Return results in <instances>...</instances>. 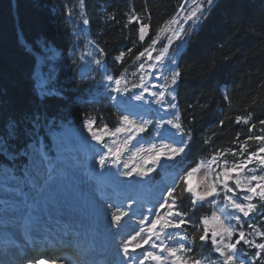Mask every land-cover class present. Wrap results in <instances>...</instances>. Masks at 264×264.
I'll return each mask as SVG.
<instances>
[{
	"label": "trees",
	"instance_id": "trees-1",
	"mask_svg": "<svg viewBox=\"0 0 264 264\" xmlns=\"http://www.w3.org/2000/svg\"><path fill=\"white\" fill-rule=\"evenodd\" d=\"M72 0H0V98L6 103L0 107V133L7 119L12 116L21 121L34 113L48 116L63 113L70 130H80L89 118L94 119L92 131H114L120 124L122 113L106 97L88 99L90 86L76 77L74 70L61 69L49 88L66 95L67 100L40 98L36 89L35 70L37 55L42 46L55 48L61 55H68L77 48L74 28L67 17L66 4ZM183 0H85L83 10L90 19L87 25L89 39L97 48L109 75L119 78L139 57L145 48L150 49L151 39L160 36L178 11ZM135 12L141 23L148 24L143 41L139 40V23L130 22L128 16ZM114 17V19H113ZM163 44L160 45V48ZM131 49V52L128 50ZM124 53L122 59L116 57ZM176 71L180 77L176 84L175 103L185 139L191 140L182 154L184 174L193 167L210 162L214 154L225 167L248 153H241L240 145L249 136L264 135V0H216L208 20L185 43L178 56ZM227 97V99L225 98ZM237 117L241 122L237 123ZM249 123H243V120ZM223 121V123H221ZM255 128L249 132V128ZM51 146V140L45 137ZM104 139L100 140L101 146ZM22 146L23 137L15 141ZM251 145L248 152L259 145ZM235 153L236 155H233ZM0 161H4L0 157ZM6 163V161H4ZM253 163L247 166H253ZM161 174H156L159 178ZM177 193L184 187L179 179ZM223 196V194H221ZM169 199H171L169 197ZM191 194L183 193L177 201L179 210L187 213L181 230L188 237V247L183 257L188 264L199 259L201 264L222 262L214 249L212 234L206 240L202 220L211 214L206 203H191ZM257 202V201H254ZM259 210V209H258ZM254 227H249V224ZM235 230L232 240L243 230L246 239L263 243L264 215H240L232 223ZM195 237V242L190 243ZM238 253L249 257L254 247L238 245Z\"/></svg>",
	"mask_w": 264,
	"mask_h": 264
},
{
	"label": "snow or ice",
	"instance_id": "snow-or-ice-1",
	"mask_svg": "<svg viewBox=\"0 0 264 264\" xmlns=\"http://www.w3.org/2000/svg\"><path fill=\"white\" fill-rule=\"evenodd\" d=\"M85 0H78V4H66L67 17L69 19H75L76 16L84 17L81 23L85 26L90 24V19L87 18V14L83 10V5ZM216 5V0H193V7L186 11L184 16L181 18L173 19L168 21L169 24H176L178 27L172 31L171 37L181 41V44L186 43L189 38L198 33L200 26H202L211 15L212 9ZM179 16V14H178ZM114 19V17H113ZM130 22L139 23V40L143 41L148 32V24L141 23L140 17L132 12L128 16ZM191 21V23H189ZM187 25V28L185 27ZM163 31V28L160 29ZM159 37H153L151 39V46L157 44ZM173 40L169 38L168 44L164 45L160 54L156 56L157 61L164 59L165 55L169 51ZM91 44V42H89ZM92 51H85L80 57H76L73 52L69 51L68 58L73 64L79 61L89 60L94 62L96 65H101L102 60L99 58L103 55V49L97 48L95 44H91ZM45 53L52 52L53 55H48L42 57L37 61L35 78H36V89L38 96L40 98H58L60 100H67L64 93L57 91L55 88H49L48 86L56 79V68L54 64L48 65V73L41 72L42 66L45 61L55 62L58 59L56 54V49L50 46L42 47ZM154 50V49H153ZM131 52V49L128 50ZM145 52L148 54V59H152V52L148 48L140 52V56H144ZM124 53L116 57L117 60L122 59ZM139 59V57H137ZM173 64L176 63L175 60L172 61ZM141 68L144 67L143 64L140 65ZM180 77V72L174 70V74L171 79V84L176 85ZM109 81L113 80L112 76L107 77ZM115 87L112 91L116 93H127L130 92L126 85L121 87V80L116 79L114 81ZM141 88L143 91H148L144 83L141 82L139 85L133 84L132 88ZM155 87V85H153ZM153 98L155 103L164 104L165 92L157 91L149 93ZM136 101H142L144 96L142 94H135L131 97ZM227 99V97H225ZM113 100L116 97H112ZM176 96L173 94L171 96V101H167L168 107L170 109H176L178 106L175 103ZM6 102L0 98V107H3ZM125 112L122 113V119L120 120L119 126L115 128L110 134L116 136L117 134H125V139L123 140L124 147L117 148L115 150L109 148V152L114 158L113 166L119 163L120 157L129 144L133 141H138V137L147 130V125L149 121L142 120L137 123L134 119H130L135 112V105L127 104L123 106ZM175 120H179V115L173 112ZM68 118L61 112L55 115L48 116L45 111L43 114L37 112L34 113L31 118L24 119V126L21 127V121L10 116L7 119L4 130L0 133V157L4 158V161H0V214L5 212L10 213H26L31 215L33 213H38L40 211H47L50 204L56 203L58 198L65 197L67 192V186L62 182H57L56 175L58 171H62V167H70L68 163L70 157L68 153L71 151L70 144V129L68 128ZM241 122V117H237V123ZM93 123L92 118H89L84 122L85 126L91 130V124ZM165 123L171 125L177 130V133L181 136L185 135L183 125L174 120H166ZM223 123V121H221ZM243 123H249V120L244 119ZM260 124L264 125V120H260ZM253 124L248 130L252 131L255 128ZM93 139L99 141L100 136H97L95 132H92ZM23 137L22 146L15 143ZM45 137L51 140V146L45 142ZM188 141L191 140V133H187ZM248 141H254L259 146L248 152L251 145ZM188 143L183 142V146L173 147L171 144L162 145L157 149V146L153 144L152 154L147 157L144 161L145 164H152L154 166H160L161 160L164 158L167 161H174L177 156L185 152ZM135 147V145L133 146ZM139 150V149H137ZM241 153H248L246 159H239L232 163L231 167L223 168L215 177V181L211 183L206 190H198L199 186L194 188L190 181L194 177L202 166V164L193 167L191 170L182 174L179 179L183 182L184 187L181 189L180 194L177 193V188L173 187L169 192L168 196L170 200H165L159 205L162 211H154L153 209L148 210L149 216H155L153 220H147L142 217V224L139 231L135 235L130 237L122 238L119 243L115 245V259L112 264H145L146 261H155L156 264H164V257L153 251L138 252L144 248L145 245L149 244L150 240L160 241L157 244L155 241L152 242L151 248H159L161 252L165 251V244L163 236L168 229H181L186 223L185 217L187 213H183L179 210L177 201L182 199L183 193L191 194V203L195 205L197 202H203L209 197L220 195V190L223 191L225 199L228 201L230 206L237 212L242 213L244 217H248L250 213H257V215H264V175H252V176H242L247 165L253 163V161H258L259 165L264 167V135L260 136H249L240 145ZM216 153L212 156L210 163H216L219 166ZM233 155H236L233 153ZM100 164L103 166L105 164V159L101 158ZM123 167L127 168L128 165L124 164ZM155 168L148 169H137L135 167L131 168L129 171L124 173V175L131 177L133 173L139 171L141 176H148V174L154 171ZM250 171H254L250 169ZM233 173H237L233 176ZM234 183L235 189L240 190L245 193L242 197L233 199L236 196V192L229 182ZM257 183L253 186L252 182ZM231 193L232 195H228ZM257 201V202H254ZM112 206L109 205V208ZM131 205H129V208ZM259 209V210H258ZM128 212L117 207L115 211L111 212V224L116 226L119 230L121 221ZM214 220H220L219 217L214 216ZM205 225L208 221L204 220ZM249 227H254L251 223ZM234 229L230 227H224L221 225V231H212V244L215 246V251H217L222 257V262L220 264H235L237 260L238 245L242 242L244 245L249 247H254L257 251L253 254V259L250 264H256V258L261 257L264 253V243H256L251 240L246 239V234L243 230L238 233V238L233 242L232 237L234 234ZM221 233H226L228 241L225 242L223 238L220 240L219 244L216 237L220 236ZM146 234V235H144ZM257 235L264 237V232H257ZM208 237V229L205 227L203 234L199 236L201 241L206 240ZM25 238L30 239V236L25 232ZM169 239L172 237L169 236ZM181 241L185 240V236H180ZM195 242V237L190 243ZM8 244L14 245V240L7 241ZM191 247L185 248L183 243L179 244L178 247L167 248L168 256L172 257L171 264H188V260L178 253L192 252ZM6 249H0V264H18L15 259L5 260L3 257L5 255ZM82 256H87V252L82 253ZM142 257V258H141ZM29 264H45L44 259L32 260ZM72 264H99L95 259H83L81 261H73ZM193 264H201L199 259H195ZM210 264H217V262L212 261ZM240 264H244L240 261ZM260 264H264V259L260 260Z\"/></svg>",
	"mask_w": 264,
	"mask_h": 264
},
{
	"label": "rangeland",
	"instance_id": "rangeland-1",
	"mask_svg": "<svg viewBox=\"0 0 264 264\" xmlns=\"http://www.w3.org/2000/svg\"><path fill=\"white\" fill-rule=\"evenodd\" d=\"M72 4H78V0H72ZM83 7V6H82ZM193 7V0H183L180 7L178 8L177 14L171 19H177L184 16L185 12L190 10ZM179 14V16H178ZM84 17L76 16L75 19H70L72 26L74 28V34L77 41V48L73 51L76 57H80L81 54L85 51H92L91 40L89 39L87 33V26L81 23V20ZM170 20V21H171ZM191 23V21H189ZM178 26L176 24L167 23L161 32L158 42L156 45L151 46L149 51L152 52V59H148V54L145 52L144 56H139V59H136L135 62L131 65V67L123 73V75L119 78H114L112 81H109L107 77L111 76L107 72V69L104 66V62L102 61L101 65H96L94 62H90L89 60L79 61L76 64H73L72 61L68 58V55H61L57 50L56 54L58 55V59L55 62L45 61V64L41 68V72L48 73V65L54 64L56 68V74L61 69H72L76 73V77L78 80L86 82L90 86V92L88 94V99H96L99 97H106L109 103L120 107V111L122 113L125 112L124 105L132 104L135 105V112L130 119L134 117L136 112H140L141 121L146 120L149 121L147 125V130L141 135V141L145 145L143 150L140 151L135 168L139 169H148L155 168L154 171L150 172L148 176L140 175V184L146 186L147 191L150 197H145L144 199L147 201L143 206L136 208L139 211V216L136 219L129 220L124 224L123 229L121 230L117 243L120 242L122 238L130 237L131 235H135L139 228L141 227L143 217L145 221L155 219V216H149L148 210L153 209L154 211H162L159 208V205L163 203L165 200H170L168 196V192L173 188L170 187L168 190L161 192L156 191L157 182L167 173V172H175L176 176L180 177L183 172V166L181 165L182 154L177 156L174 161H167L164 158L161 160L160 166H154L152 164H145L144 161L147 159L149 155L152 154V146L155 144L157 149L162 145L171 144L173 147L183 146V142L187 141L184 136H181L177 133V130L170 125V130H172L171 136L161 135L159 131L156 130L157 125L160 123L159 118L162 116L163 110L167 113L168 120L172 119L176 122L173 112L176 113V109H170L168 107L167 101H171V96L175 95L176 85L171 84V79L174 74V70H176V63L178 60L179 54L184 49L185 43L181 44L180 40L171 37V33ZM187 28V25H185ZM169 38H172L173 42L169 47L168 53L165 55L164 59L161 61H157L155 58L160 54V51L163 47L160 48V45H166L169 42ZM91 42V44L89 43ZM46 45H43L44 47ZM154 49V50H153ZM48 55H53L52 52L45 53L43 50L41 53L37 55V61ZM100 58V57H99ZM101 59V58H100ZM175 60L176 63L173 64L172 61ZM143 64L144 67L141 68L140 65ZM116 79L121 80V87H125V85L131 89L130 92L127 93H116L112 91V88L115 87L114 81ZM141 82L144 83L145 87H147L148 91H143V89L137 87L132 88L133 84L139 85ZM155 85V87H153ZM49 87V86H48ZM164 91L165 92V103L157 104L154 101V98L149 94L151 92ZM135 94H142L144 99L142 101H136L131 98ZM112 97H116L115 100ZM92 124L91 130L85 126L83 123L80 127V130H71L70 131V144L69 147L71 151L68 153L70 157L68 163L71 165L70 167H62V171H58L56 175L57 182L64 183L67 187H72L79 196V187L84 185L85 187V199L83 206H91L90 193L92 190L93 184L99 182L100 180H104V169L107 161L109 160L111 153L109 152V148L113 149L114 144L120 138L121 133L116 136H112L110 133L113 131H100L97 133V136H100L101 139H104L106 143L103 142L104 146H100V143H95L92 136ZM100 139V140H101ZM261 156H264V153H261ZM101 158L105 159V164L102 166L100 164ZM202 166L199 168L198 172L194 174V177L190 181L192 186L196 188L199 186L198 190H206L207 187L215 181L216 175L223 169L226 168L223 164H219L217 166L216 163L204 162L201 163ZM250 169L254 171H250ZM162 174V177L156 180L155 175ZM237 173H233L235 176ZM242 176H252V175H264V167L260 166L258 161L254 160L253 166H247L244 172L241 174ZM179 180V178H177ZM177 180V181H178ZM134 182V181H133ZM230 186H232L236 192V196L233 199L238 197H242L245 193L241 192L238 189H235L234 183L229 182ZM256 181H253V186L256 184ZM220 191V195L209 197L203 202L211 206V214L208 218H205L208 223L205 225L204 220H202L203 227H207L208 231L212 234V231H221V225L224 227L232 228L233 221L237 220L242 213L235 211L228 201L224 197V193L222 190ZM78 191V192H77ZM223 194V196H221ZM228 195H232L229 193ZM149 199V200H148ZM56 203L50 204L48 206L47 211H40L38 213H33L31 215H27L26 213H10L5 212L0 214V239L6 237L11 238L14 237V234L17 232L20 223L23 220H27L29 222V232L34 233L39 226V223L43 221L44 217L47 215L52 205ZM251 214V213H250ZM217 216L220 218L219 222L214 220L213 217ZM56 229L47 230L44 234L34 237L27 244H32L33 246L36 242L45 241L50 238H55ZM146 235V234H144ZM172 238L169 239L168 237ZM180 236H185L186 239L181 241L179 239ZM223 238L225 242L228 241L227 234L221 233L220 236H217V242L219 244L220 240ZM164 244L166 246L165 251L161 252L159 248L153 249L151 248V244L155 241L157 244L160 241L153 240L149 241V244L145 245L143 249L138 250V252L145 251H153L160 256L164 257V264H171L172 257L168 256L167 248L170 247H178L179 244L183 243L185 248L188 247V238L186 234L181 229H168L163 236ZM41 241V242H42ZM116 243V244H117ZM264 243V242H263ZM38 244V243H37ZM215 249V246H214ZM257 251V249H256ZM217 252V251H216ZM185 253V252H184ZM184 253H178V255L183 256ZM218 253V252H217ZM142 258V257H141ZM223 259V258H222ZM253 259V255L249 257H242L239 253H237V260L235 264H240V261H243L244 264H250ZM264 259V253L261 254V257L256 258V264H260V260ZM32 261V260H31ZM18 264H20L18 262ZM145 264H156L155 261H146Z\"/></svg>",
	"mask_w": 264,
	"mask_h": 264
},
{
	"label": "bare ground",
	"instance_id": "bare-ground-1",
	"mask_svg": "<svg viewBox=\"0 0 264 264\" xmlns=\"http://www.w3.org/2000/svg\"><path fill=\"white\" fill-rule=\"evenodd\" d=\"M117 108L120 110V107ZM166 114L163 110L156 130L161 135L171 136L173 133L170 130V125L165 123L168 120ZM131 119L140 123V112H136ZM124 139L125 134L121 133L120 138L113 146V150L124 147ZM134 145L135 147H133ZM144 147L145 145L142 143L141 138L138 137V141H133L124 148L119 163L115 166H113L114 158L112 155L110 156L104 169V180H100L92 186L90 207L83 206L85 199L84 185L79 187V196L72 187H67L65 197L58 198L56 204L51 206L34 233L29 232V222L26 219L23 220L14 237L0 239V249H6L3 258L8 260L19 256L23 250L31 251L38 246L52 247L55 244L59 246L60 242L65 241L79 255L87 252V256H84L85 259L94 256L97 259L105 260V264H112L115 259V245L124 224L139 216V211L136 208L146 204L145 197H150L146 186L141 185L139 182L140 175L138 172L133 173L131 177L124 175V173L135 167L138 155ZM124 164H127L128 167H123ZM177 178L178 176H176L175 172H167L161 179L159 178L156 191L164 192L173 187ZM109 205L112 207L109 208ZM129 205H131L130 208ZM117 207L128 212V215L121 221L119 230L111 224V212L115 211ZM54 229H56L54 232L56 233L55 238L36 243L34 246L27 244L34 237L43 235L47 230ZM25 232L28 233L30 239L25 238ZM9 240H14L15 244H8L7 241ZM42 254L43 257L39 259H44L45 264H72L73 262L72 260H65L64 263H57L55 255L50 257L47 252ZM32 258L24 264H29L31 260H36ZM97 259L95 260L98 261ZM100 264L103 263L100 262Z\"/></svg>",
	"mask_w": 264,
	"mask_h": 264
}]
</instances>
